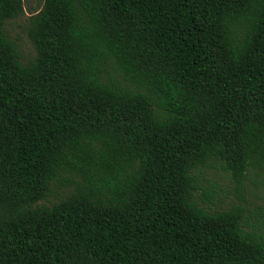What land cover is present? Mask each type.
<instances>
[{"label": "trees", "instance_id": "obj_1", "mask_svg": "<svg viewBox=\"0 0 264 264\" xmlns=\"http://www.w3.org/2000/svg\"><path fill=\"white\" fill-rule=\"evenodd\" d=\"M0 0V264H264V0ZM53 198L52 201L50 199Z\"/></svg>", "mask_w": 264, "mask_h": 264}, {"label": "rangeland", "instance_id": "obj_2", "mask_svg": "<svg viewBox=\"0 0 264 264\" xmlns=\"http://www.w3.org/2000/svg\"><path fill=\"white\" fill-rule=\"evenodd\" d=\"M24 13L19 18L6 23V33L17 45L18 55L22 63H27L35 56L33 47L27 38V26L30 17L40 12L42 0H22ZM258 179L250 176L244 183L241 195L235 191V186L225 175L207 170L201 187L213 188L215 198L210 204L215 210H223L232 204L241 203L246 206L251 217L249 223L264 232V186L258 184ZM53 198L50 199L52 201Z\"/></svg>", "mask_w": 264, "mask_h": 264}]
</instances>
